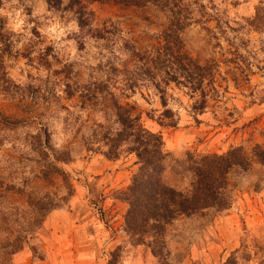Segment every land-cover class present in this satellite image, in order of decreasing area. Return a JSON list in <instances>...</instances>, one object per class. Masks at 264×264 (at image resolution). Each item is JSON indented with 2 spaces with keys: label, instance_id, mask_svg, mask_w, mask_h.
Instances as JSON below:
<instances>
[{
  "label": "rangeland",
  "instance_id": "obj_1",
  "mask_svg": "<svg viewBox=\"0 0 264 264\" xmlns=\"http://www.w3.org/2000/svg\"><path fill=\"white\" fill-rule=\"evenodd\" d=\"M182 2L189 19L181 52L199 65L188 77L175 54L155 60L164 52L166 10L16 0L24 22L13 31L5 15L13 0H0V264H64L67 254L70 263L75 225L118 236L106 264H124L136 247L160 264L123 230L122 198L137 164L128 144L115 158L103 153L104 130L118 128L114 102L161 134L163 181L176 189L190 187L191 162L203 155L240 146L249 160L227 174V209L166 227L168 262L264 264V164L251 149L264 148V0ZM42 7L65 25L82 7L88 24L57 48L39 31L52 17L33 15ZM165 108L174 126L158 124Z\"/></svg>",
  "mask_w": 264,
  "mask_h": 264
},
{
  "label": "trees",
  "instance_id": "obj_2",
  "mask_svg": "<svg viewBox=\"0 0 264 264\" xmlns=\"http://www.w3.org/2000/svg\"><path fill=\"white\" fill-rule=\"evenodd\" d=\"M113 1L123 6L145 7L153 5L168 13V23L163 29L164 52L159 51L155 60L162 56L174 55L178 65L186 72L188 68H198L185 53L180 37L181 30L188 24L187 8L183 0H92ZM50 2V0H49ZM77 20L80 29L88 24L87 12L81 7ZM176 50V53H175ZM186 57V61L183 60ZM175 79V78H174ZM158 89V85H155ZM165 105L164 102H162ZM113 112L118 128L114 131L105 129L102 140L107 149L104 155L115 158L120 146L129 145L136 156V171L124 191L123 201L127 204L124 214V229L133 238V244L145 245L150 253L160 259V264H170L167 260L169 251H165L164 233L166 227L180 216L204 215L207 210L215 212L229 207L230 196L227 191V174L235 166L246 169L249 160L240 146L232 147L224 153L209 154L192 160L190 170L192 180L191 195L176 189L163 181L166 153L162 150V137L159 132L143 126L138 115L132 114L131 106L113 103ZM166 120V121H165ZM158 124L174 126L171 110L165 108L158 116ZM165 121V122H164ZM252 152L259 162L264 164V148L254 145Z\"/></svg>",
  "mask_w": 264,
  "mask_h": 264
},
{
  "label": "crops",
  "instance_id": "obj_3",
  "mask_svg": "<svg viewBox=\"0 0 264 264\" xmlns=\"http://www.w3.org/2000/svg\"><path fill=\"white\" fill-rule=\"evenodd\" d=\"M82 229H84V226L82 225H75L71 228L70 233L72 235V239L74 240L72 243L74 249L71 250V259L73 260L69 263V254H67V256H65V258H67V262H64V264H106V254L109 253V250L118 245L120 241L118 236L115 237V235H107L105 236L106 238H98L97 236L94 237L88 235V232H91V230L88 231L85 230V228L84 231ZM98 231H96V234ZM72 239L69 238L68 241L65 239L63 241L64 245H67L69 240L71 241ZM123 262L124 264H149L151 261L148 259L147 253L142 250L141 247H136L131 255L123 256Z\"/></svg>",
  "mask_w": 264,
  "mask_h": 264
},
{
  "label": "clouds",
  "instance_id": "obj_4",
  "mask_svg": "<svg viewBox=\"0 0 264 264\" xmlns=\"http://www.w3.org/2000/svg\"><path fill=\"white\" fill-rule=\"evenodd\" d=\"M69 3V0H61V7H64ZM12 11L5 12V15L12 17L11 23L8 25L9 28H11L13 31H19L21 29V25L24 22L23 19V8L16 6V0H13V5H11ZM43 13L44 15H47L48 17H52V19H49L44 25L39 29V31L47 36L49 40H55L60 43L57 44V48H60L62 44L64 43L61 38L65 37L70 32H79L80 31V25L78 20H72L68 24H62L61 21L53 17V14L51 11H48L45 7L40 8L37 12H34L33 15H40ZM44 15H40V19L44 20ZM102 42V41H101ZM70 43V42H69ZM95 51V49H93ZM59 147V145H57ZM184 192L185 195H191L192 188L189 187L186 191L180 190Z\"/></svg>",
  "mask_w": 264,
  "mask_h": 264
}]
</instances>
